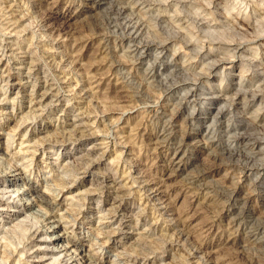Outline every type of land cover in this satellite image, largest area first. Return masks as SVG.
<instances>
[{
    "label": "rangeland",
    "instance_id": "1",
    "mask_svg": "<svg viewBox=\"0 0 264 264\" xmlns=\"http://www.w3.org/2000/svg\"><path fill=\"white\" fill-rule=\"evenodd\" d=\"M0 41V173L29 158L31 146L53 142L52 152L34 154L29 177L34 194L59 193L49 202L69 206L59 211L69 221L66 234L78 241L74 247L101 264H264V0H0ZM136 46L146 49L138 54ZM222 72L220 89L226 90L219 92ZM43 94L47 98L33 106ZM62 120L77 123L67 126L74 128L66 137ZM174 148L181 154L176 164ZM91 159L98 165L88 169ZM114 173L129 183L135 178L134 190L144 180L160 181L166 190L160 199L168 202L147 204L142 191L133 190L127 199H135L144 221L122 230V216L99 222L102 212L86 188ZM13 187L6 190L14 193ZM35 207L22 213L12 206L0 219L32 212L39 221ZM78 210L83 215L70 220ZM173 211L189 224L181 248L168 245L172 232L158 238ZM149 226L158 227L155 234L146 232ZM5 227L0 257L1 248L15 247ZM107 230H115L109 239ZM140 233L144 244L136 239ZM195 248L202 256L192 254ZM128 252L135 261L123 257Z\"/></svg>",
    "mask_w": 264,
    "mask_h": 264
},
{
    "label": "bare ground",
    "instance_id": "2",
    "mask_svg": "<svg viewBox=\"0 0 264 264\" xmlns=\"http://www.w3.org/2000/svg\"><path fill=\"white\" fill-rule=\"evenodd\" d=\"M147 1V0H146ZM200 1V0H199ZM204 3V1H203ZM234 3V2H233ZM240 3V2H239ZM140 4V3H139ZM148 4V3H147ZM181 4V3H180ZM246 4V3H245ZM182 5V4H181ZM247 5V4H246ZM232 6V5H231ZM227 10V9H226ZM232 11V10H231ZM203 12V11H202ZM215 12V11H214ZM195 13V12H194ZM210 13V12H209ZM208 13V14H209ZM244 14V13H242ZM137 15V14H136ZM135 15V16H136ZM194 16V15H193ZM212 17V16H211ZM244 17V16H243ZM40 19V18H39ZM206 20V19H204ZM256 20V19H255ZM254 21V20H253ZM14 22V21H13ZM131 22V21H130ZM199 22V21H198ZM209 22V21H208ZM232 22V21H231ZM227 23V22H226ZM225 23V24H226ZM37 25V24H36ZM35 25V26H36ZM134 25V24H133ZM142 25V24H141ZM222 25V24H221ZM227 26V24H226ZM225 26V27H226ZM133 27V26H132ZM239 27V26H238ZM135 28V26H134ZM139 28V27H138ZM197 28V27H196ZM203 28V27H202ZM219 28V27H217ZM137 29V28H136ZM211 29V28H210ZM227 29V28H226ZM50 30V29H49ZM220 29H217V31ZM229 30V29H228ZM227 30V31H228ZM12 31V30H11ZM205 31V29L203 30ZM216 31V29H215ZM216 31V32H217ZM221 31V30H220ZM235 31V30H234ZM238 31V30H237ZM43 32V31H42ZM236 32V31H235ZM234 32V33H235ZM11 33V32H10ZM126 33V32H125ZM128 33V32H127ZM214 33V32H213ZM221 33V32H220ZM233 33V34H234ZM40 34V33H39ZM50 34V33H49ZM212 34V33H211ZM258 34V33H257ZM38 35V34H37ZM53 36V35H52ZM259 36V35H258ZM44 38V37H43ZM198 38V37H197ZM243 38V37H242ZM129 39V38H128ZM232 39V38H231ZM141 40V39H140ZM162 40V39H161ZM242 40V39H241ZM172 41V40H171ZM237 41V40H235ZM1 42V41H0ZM4 42V41H3ZM45 42V41H44ZM43 42V43H44ZM52 42V41H51ZM159 42V41H158ZM186 42V41H185ZM225 42V41H224ZM20 43V42H19ZM135 43V42H134ZM145 43V41H144ZM130 44V43H129ZM172 44V43H171ZM229 44V43H228ZM38 45V44H37ZM173 45V44H172ZM55 46V45H53ZM147 46V45H146ZM6 47V46H5ZM124 47V46H123ZM230 47V46H229ZM131 48V47H130ZM228 48V47H227ZM47 49V48H46ZM50 48H48L47 50H49ZM125 49V48H124ZM146 49L145 46H141V47H134L132 49L136 50L138 54H141L142 52H144ZM154 49V48H153ZM18 50V49H16ZM155 50V49H154ZM231 50V49H230ZM187 51V50H186ZM208 51V50H207ZM130 52V51H129ZM181 52V51H180ZM185 52V51H184ZM47 53V52H46ZM136 53V52H135ZM166 53V52H165ZM182 53V52H181ZM208 52L204 53V56L207 55ZM230 53V52H229ZM24 54V53H23ZM168 54V53H167ZM203 54V53H202ZM135 55V54H134ZM186 55V54H185ZM10 56V55H9ZM131 56V55H130ZM148 56V55H147ZM257 56V55H256ZM185 57V56H184ZM208 57V56H206ZM229 57V56H228ZM1 58V57H0ZM6 58V57H5ZM204 58V57H203ZM252 58V57H251ZM31 59V58H30ZM29 59V61H30ZM222 60V58H220ZM219 59V60H220ZM241 59V58H240ZM253 59V58H252ZM46 60V59H45ZM149 60V59H148ZM158 60V59H157ZM225 60V59H224ZM223 60V62H224ZM249 60V59H248ZM197 61V60H196ZM208 61V59H207ZM212 61V60H211ZM218 61V60H217ZM246 61V60H245ZM5 62V61H4ZM188 62V61H187ZM203 62V61H202ZM215 62V60H214ZM213 62V63H214ZM258 62V61H257ZM143 63V62H142ZM159 63V62H158ZM184 63V62H183ZM208 63V62H207ZM212 63V62H211ZM212 63V64H213ZM230 65L229 67L225 68L228 69V75L227 73L225 74V72H222V79L219 84L218 87V91L221 92L223 90H226V88L220 89L221 83L223 82V79L226 78L231 74V68H232V60L229 61ZM244 63V62H243ZM4 64V63H3ZM31 64V63H30ZM226 64V63H225ZM225 64H218V68L220 69H224ZM256 64V63H255ZM255 64L253 66H255ZM228 65V64H227ZM257 65V64H256ZM7 66V65H6ZM13 66V65H11ZM59 66V65H58ZM197 66V65H196ZM210 66V65H209ZM208 66V67H209ZM251 66V65H250ZM252 66V67H253ZM117 67V66H116ZM250 67V68H252ZM258 67V66H257ZM64 68V67H63ZM206 68V67H205ZM262 68V67H260ZM253 69V68H252ZM214 70V69H213ZM263 70V69H261ZM260 70V71H261ZM151 71V70H150ZM191 71V70H190ZM206 71V70H205ZM257 71V70H256ZM259 71V72H260ZM68 72V71H67ZM217 72V71H216ZM127 73V71H126ZM144 73V72H143ZM215 73V72H214ZM218 73V72H217ZM221 73V71L219 70V74ZM253 73V72H252ZM262 73V72H261ZM4 74V73H3ZM194 74V73H192ZM244 74V73H242ZM238 74L237 79L241 80V82L244 80L243 79V75ZM258 74V73H257ZM29 75V74H28ZM36 75V74H35ZM142 75V74H141ZM58 76V75H57ZM250 76V75H249ZM259 76V75H258ZM262 76V74H261ZM43 77V76H42ZM194 77V76H193ZM264 77V76H263ZM61 78V77H60ZM65 78V77H64ZM221 78V77H220ZM229 78V77H228ZM249 78V77H248ZM193 79V78H192ZM247 79V78H246ZM259 79V78H258ZM262 79V78H261ZM203 80V79H202ZM10 81V80H9ZM62 81V80H61ZM89 81V80H88ZM192 81V80H191ZM11 82V81H10ZM19 82V81H18ZM26 82V81H25ZM194 82V80H193ZM8 83V82H7ZM83 83V82H82ZM247 83V82H246ZM245 83V84H246ZM6 84V83H5ZM13 84H16V82L13 81ZM19 84V83H18ZM39 84V82H38ZM26 85V84H25ZM41 85V84H40ZM91 86V85H90ZM88 86V87H90ZM240 86V85H238ZM43 87V85H42ZM87 87V88H88ZM81 88V87H80ZM7 89V88H6ZM36 89V88H35ZM42 90V89H41ZM244 90V89H243ZM35 91V90H34ZM55 91V90H54ZM226 92V91H224ZM222 92V93H224ZM238 92V91H237ZM80 93V92H79ZM212 93V92H211ZM29 94V93H28ZM42 94V93H41ZM78 94V93H77ZM231 94V93H230ZM255 94V93H254ZM40 95V94H38ZM156 95V94H155ZM263 95V94H262ZM35 96V95H34ZM203 96V95H202ZM210 96V95H209ZM215 96V95H214ZM29 97V96H28ZM40 97V96H39ZM145 97V96H144ZM207 97V96H206ZM230 97V96H229ZM35 98V97H34ZM38 98V97H37ZM36 98V99H37ZM47 97L44 96V94L38 98L40 100H33V106L34 104L38 103L40 104L42 101H44ZM69 98V97H68ZM231 98V97H230ZM49 99V98H48ZM67 99V98H66ZM73 99V98H71ZM205 100H209V98H204ZM56 100H58V97L56 98ZM262 100V97H261ZM49 102V101H48ZM51 102V101H50ZM67 102V101H66ZM144 103V102H143ZM200 103L203 104L202 106V110H207L208 107L206 106V102L203 100ZM209 103V102H207ZM37 104V105H38ZM44 104V103H43ZM41 104V105H43ZM243 104V103H242ZM167 105V104H166ZM36 106V105H35ZM39 106V105H38ZM44 106V105H43ZM59 106V105H58ZM155 106V105H154ZM153 106V107H154ZM29 108V107H28ZM35 108H38L37 106ZM42 108V107H41ZM62 108V107H61ZM155 108V107H154ZM31 109V108H30ZM38 110V109H37ZM66 111V110H65ZM170 111V110H169ZM168 111V112H169ZM172 111V110H171ZM217 111V110H216ZM30 112V111H29ZM164 112V111H162ZM192 112V111H191ZM31 113V112H30ZM39 113V112H37ZM203 112H200L199 114H201ZM216 114V113H215ZM35 115V114H34ZM167 115V114H166ZM33 116V115H32ZM37 116V115H36ZM181 116V115H180ZM49 117V116H48ZM73 117V116H72ZM215 117V115H214ZM57 118V117H56ZM67 118V117H66ZM70 118V117H69ZM74 118V117H73ZM167 118V117H166ZM52 119V118H51ZM65 119V118H63ZM81 120V119H80ZM163 120V119H162ZM83 121V120H82ZM86 121V120H85ZM164 121V120H163ZM59 122V121H58ZM62 130H61V135L63 137H66L71 131V129H73L71 127L67 128V126H74L75 124L72 122H67L65 120H62ZM195 122V121H194ZM83 123V122H81ZM191 123V122H190ZM212 123V122H211ZM175 124V123H174ZM206 124V123H205ZM77 125V123H76ZM75 125V128H77V126ZM196 125V124H192ZM253 125V124H252ZM170 127V126H169ZM194 127V126H193ZM196 127V126H195ZM161 128V127H160ZM59 129V127H58ZM34 130V129H33ZM60 130V129H59ZM75 130V129H74ZM163 130V129H161ZM178 130V129H177ZM73 131V130H72ZM212 131V130H211ZM59 132V131H58ZM68 132V133H67ZM81 132V131H80ZM89 132V131H88ZM91 132V131H90ZM157 132V131H156ZM160 132V130H159ZM60 133V132H59ZM67 133V135L65 136V134ZM165 133V132H164ZM184 133V132H183ZM26 134V133H25ZM88 134V133H87ZM86 134V135H87ZM90 134V133H89ZM211 134V132H210ZM47 135V134H46ZM72 135V133H71ZM74 135V134H73ZM83 135V134H82ZM168 135V134H167ZM91 136V135H90ZM262 136V135H261ZM40 137V136H39ZM50 137V136H49ZM60 137V139L62 138V140H65L66 138ZM74 137V136H71ZM165 137V136H164ZM163 137V138H164ZM167 137V136H166ZM165 137V138H166ZM38 138V137H37ZM56 138V137H55ZM162 138V140H164ZM10 139V138H9ZM46 139V137H45ZM49 139V138H48ZM53 139V138H52ZM58 138V141L60 140ZM69 139V137H68ZM185 139V138H184ZM44 140V139H43ZM50 140V139H49ZM61 140V141H62ZM41 141V140H40ZM46 141V142H45ZM42 141L34 146H31V148L26 149V151H30L31 156H29V158H26V160L22 159V161L20 162H15L12 163L11 165H9L2 173H0V212H5L6 210H8L10 207L12 206H16L18 208L21 209L22 213H25L27 211H29L30 209H33L34 206H37V208L35 207V212H37L41 218L38 221V219L33 218V216L29 213L24 214L23 216H19V214H10V218H7L4 220V218L0 219V226L1 224H6V226L4 228V232L7 233V235L11 238V240L13 241L15 247L13 249H6V246H4L3 248H1L3 253V256L0 257V264H6L7 261L10 262L11 264H26V260L25 258L29 257L30 259H33L32 261H36L33 264H101L99 261H97L96 259L93 258V256L89 253H85L84 249H79L78 247H74L75 244L78 242L77 239L75 238H71L69 237L70 235L66 234V230H67V225L68 222L67 220L64 219L63 213L60 212V209H70L69 206L68 207H64L61 208L60 203H53V202H49V200H56V197L59 195V193L56 194H52L48 193L47 195H39V194H34L35 192V186L34 184H32V181L29 177V174L33 173V168H35L36 165V161L34 160V154L37 151L42 152V154H46V153H50L53 150H51V148L54 146L53 142H47V140ZM56 141V139H55ZM118 141V140H117ZM57 142V141H56ZM248 142V141H247ZM35 143V142H34ZM33 143V144H34ZM108 143V142H107ZM190 143V142H189ZM232 143V142H231ZM193 144V143H192ZM6 145V144H5ZM260 145V144H259ZM7 146H9L7 144ZM91 146V145H90ZM162 146V145H161ZM94 147V146H93ZM93 147L91 149H93ZM115 148V147H114ZM169 148H167L168 150ZM10 150V149H9ZM8 150V151H9ZM123 150V149H122ZM171 150V149H170ZM185 150V149H184ZM24 151V150H23ZM104 152L106 150H103ZM109 151V150H108ZM107 151V152H108ZM91 152V150L88 151V154ZM101 154L102 151H100ZM164 152V151H163ZM5 153H7V149L5 151ZM11 153V152H10ZM21 153V152H20ZM165 153V152H164ZM15 154V153H14ZM29 154V153H28ZM29 154V155H30ZM84 154V152H83ZM82 154V157H83ZM87 153L84 154V156ZM170 154V153H169ZM2 155V154H1ZM9 155V153H8ZM80 155V154H79ZM107 155V154H106ZM180 151L178 150V148H174L171 152V163L172 164H176V160L180 158ZM7 156V155H6ZM11 156V155H10ZM19 156V155H18ZM89 156V155H88ZM4 157V156H3ZM87 157V156H86ZM55 158V157H54ZM130 158V157H129ZM177 158V159H176ZM116 159V158H115ZM21 160V159H20ZM178 161V160H177ZM7 162V161H5ZM87 162V161H86ZM97 161L91 159L89 161V163L87 164V168L88 169H92L94 167H96L98 164ZM179 162V161H178ZM67 165L70 164L71 162H66ZM6 164V163H5ZM8 164V163H7ZM136 164V162H135ZM76 165V164H75ZM72 166V165H71ZM118 166V164H117ZM123 166V165H122ZM177 166V165H176ZM214 166V165H213ZM212 166V167H213ZM223 166V165H222ZM238 167V166H237ZM73 168V167H72ZM124 168V167H122ZM131 168V167H130ZM138 168V167H137ZM76 169V168H75ZM231 169V168H230ZM233 170V169H231ZM230 170V171H231ZM117 171V170H116ZM120 171V170H118ZM126 171V170H125ZM131 171V170H130ZM130 171L127 170V172L130 173ZM217 171V170H216ZM237 171V170H236ZM248 171V170H247ZM124 172V171H123ZM133 172H136L135 170H133ZM243 172V171H242ZM241 172V173H242ZM18 173V175L16 174ZM57 173V172H56ZM76 173V172H75ZM107 173V172H106ZM104 173V174H106ZM120 173V172H119ZM239 173V174H241ZM17 175L15 177H17L16 179H12L11 176L12 175ZM71 174V173H70ZM122 174V173H121ZM118 174V175H121ZM124 174V173H123ZM126 174V173H125ZM140 174V173H139ZM251 174V171L248 173ZM74 175V174H73ZM72 175V176H73ZM225 175V174H224ZM247 175V174H246ZM245 175V176H246ZM208 176V175H207ZM232 176V175H231ZM248 176V175H247ZM55 177V176H54ZM58 178V177H57ZM69 178V177H68ZM123 180H119V178L114 174H110V175H104L102 176L101 180L98 181L96 184H94L93 186H91L90 188H86V198H88L89 200H92L93 203H95V207L96 208H100L102 214H100V216H98L100 219H98V221L100 222L102 219L104 220L105 223L109 222L108 224H110L111 222H113L114 220L117 219L118 216H122L120 219H118L117 224L118 226V230H122L123 228H127L130 224H132V222L134 221L135 224L133 225V227L136 228L137 223L140 221H144V216H142V214L138 211L139 209L134 210L133 207V203L134 200L131 199V201L129 199H127L128 197V193H131L134 189L132 186V182L134 183L135 178L132 179L131 183L128 182L127 180V176H122L120 177ZM151 178V177H150ZM242 178V177H240ZM149 179V178H148ZM160 179V178H159ZM59 180V179H58ZM61 180V179H60ZM230 180V179H229ZM240 180V179H239ZM238 180V181H239ZM142 181V180H141ZM234 181V179H233ZM236 181V180H235ZM72 182V181H71ZM75 182V181H74ZM136 182V181H135ZM138 182V181H137ZM159 184H158V183ZM143 183V184H142ZM142 183H140L137 187V189H135L134 191L137 192H141L144 194V201L145 203L147 202H155L157 199H160L161 197V193L165 192L166 190L164 188H161V184L160 181H156V180H144ZM158 184V185H155ZM14 186L12 188L13 192H9L8 190H6L7 188H9L10 186ZM57 185V184H55ZM134 185V184H133ZM9 186V187H8ZM235 186V185H234ZM163 187V186H162ZM46 188V187H45ZM126 190V192H124V190ZM61 191V190H60ZM133 191V192H134ZM168 191V190H167ZM205 191V190H204ZM244 192V191H243ZM166 193V192H165ZM52 194V195H51ZM101 194L102 197H100V200H95L94 196L92 195H98ZM138 194V193H137ZM197 195V194H196ZM61 197H66L67 195H64V192L61 193L60 195ZM85 196V194H84ZM134 196V195H133ZM141 196V195H140ZM164 196V194H163ZM230 196V195H229ZM138 197V196H137ZM79 198V197H78ZM140 197V201H141ZM248 198V197H247ZM81 199V198H79ZM87 199V200H88ZM143 199V198H142ZM162 199V198H161ZM160 199V200H161ZM165 199V198H164ZM158 200V201H160ZM163 200V199H162ZM139 201V199H138ZM157 201V202H158ZM163 201H167V200H163ZM242 201V200H241ZM55 202V201H54ZM168 202V201H167ZM197 202V201H196ZM170 203V202H169ZM140 204V203H139ZM148 204V203H147ZM154 204V203H153ZM138 205V204H137ZM145 205V204H144ZM143 205V206H144ZM224 205V204H223ZM33 206V207H32ZM75 206V205H74ZM79 206V205H78ZM135 206V205H134ZM140 206V205H139ZM147 206V205H146ZM150 206V205H149ZM148 206V207H149ZM161 206L164 210L167 211V204L166 202H163L158 205ZM157 206V207H158ZM222 206V205H221ZM161 207H159L161 209ZM200 207V206H199ZM154 208V207H153ZM158 208V209H159ZM72 209V208H71ZM227 209V207H226ZM229 209V208H228ZM227 209V210H228ZM77 210V209H76ZM81 210V209H80ZM99 210V212H100ZM70 211V210H69ZM164 212V211H163ZM175 212V211H173ZM170 213L168 215H170L171 217L167 218V220H171L169 222V224H167L165 226L164 229L161 230V228H159L160 231V236L158 238L161 239V235L162 237L171 233V236L174 235L173 237L175 239L172 238V240H169L168 245L171 246L172 248L175 247H179L181 248L182 244L184 242H186L188 240V238L190 237L189 233V224L188 222L186 223L185 220L181 219L180 213L181 211L176 215L177 211L175 213ZM7 213V212H5ZM34 213V212H33ZM73 213V215H71V217H73V221H78L80 216H82L79 212V210L77 212H71ZM155 213V212H154ZM183 213V212H182ZM37 214V216H39ZM99 214V213H98ZM32 216V217H31ZM36 216V213H35ZM159 216V215H158ZM125 217H128L125 219ZM163 217V216H162ZM38 218V217H36ZM113 218H115L113 221H111ZM190 219V218H189ZM111 221V222H110ZM189 221V220H188ZM168 222V221H167ZM234 222V221H233ZM72 223V222H70ZM78 223V222H77ZM116 225V224H115ZM101 226V225H100ZM191 226V224H190ZM74 227V226H73ZM60 228L61 231H59ZM244 228V227H243ZM114 229V228H113ZM158 227H148L147 231H150L151 234H155V231H157ZM117 230V231H118ZM263 230V229H262ZM50 232L51 235L48 237V235H46L47 232ZM108 231V230H107ZM209 232V231H208ZM98 233V232H97ZM115 233V230H110L107 232L108 236L107 239L110 238V235H113ZM149 233V232H148ZM215 233V232H214ZM99 235V234H98ZM145 235V233H144ZM142 235L140 233V235H137V238H143V244H144V240H145V236ZM192 235V234H191ZM157 237V236H156ZM168 237V236H167ZM96 238V237H95ZM196 238V237H195ZM106 239V240H107ZM139 239V240H140ZM203 239V238H202ZM56 240V241H54ZM158 240V239H157ZM167 240V239H165ZM164 240V243H165ZM193 240V239H191ZM51 241V243H50ZM53 241V242H52ZM155 241V240H153ZM162 241V240H161ZM197 241V240H196ZM244 241V240H243ZM105 242V241H104ZM154 243V242H153ZM163 243V244H164ZM195 243V242H194ZM186 244V243H185ZM190 244V243H188ZM154 245V244H153ZM83 246V245H82ZM168 246V247H169ZM202 246V244L200 245ZM195 247V246H193ZM157 248V247H156ZM183 248V247H182ZM191 249V248H190ZM166 250V249H165ZM16 251V253H15ZM203 251H201V249L198 250V248L193 249L192 254L194 253V255L198 256V254H202ZM16 254V255H15ZM136 254V253H135ZM17 256V257H14ZM202 256V255H201ZM6 257V258H5ZM122 257V256H121ZM124 258L129 259V261H135L137 258V255H132V254H125L123 255ZM5 258V259H4ZM202 258V257H201ZM205 257H203L204 259ZM206 259V258H205ZM188 260V259H187ZM217 260V259H216ZM208 261H211L210 258H208ZM181 262V261H180ZM183 262V261H182ZM214 262V261H212ZM218 261H215L214 263L216 264ZM9 263V264H10ZM159 264H165L163 262H160ZM175 264V263H174ZM179 264H183V263H179ZM186 264V263H185Z\"/></svg>",
    "mask_w": 264,
    "mask_h": 264
}]
</instances>
